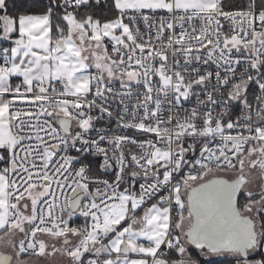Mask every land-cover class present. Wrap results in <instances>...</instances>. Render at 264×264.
<instances>
[{
  "label": "snow or ice",
  "instance_id": "snow-or-ice-1",
  "mask_svg": "<svg viewBox=\"0 0 264 264\" xmlns=\"http://www.w3.org/2000/svg\"><path fill=\"white\" fill-rule=\"evenodd\" d=\"M57 254L264 264V0H0V264Z\"/></svg>",
  "mask_w": 264,
  "mask_h": 264
},
{
  "label": "rangeland",
  "instance_id": "rangeland-1",
  "mask_svg": "<svg viewBox=\"0 0 264 264\" xmlns=\"http://www.w3.org/2000/svg\"><path fill=\"white\" fill-rule=\"evenodd\" d=\"M36 259V258H33ZM42 261V264H63V258L59 256V254L56 255V259L54 260H48L44 258H40Z\"/></svg>",
  "mask_w": 264,
  "mask_h": 264
},
{
  "label": "crops",
  "instance_id": "crops-1",
  "mask_svg": "<svg viewBox=\"0 0 264 264\" xmlns=\"http://www.w3.org/2000/svg\"><path fill=\"white\" fill-rule=\"evenodd\" d=\"M54 259H56V255L51 257V258H49L48 260H54Z\"/></svg>",
  "mask_w": 264,
  "mask_h": 264
}]
</instances>
